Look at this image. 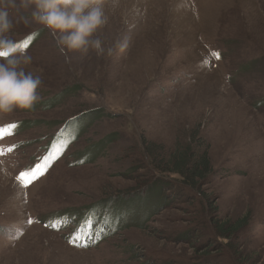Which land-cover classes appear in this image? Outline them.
Wrapping results in <instances>:
<instances>
[{
    "label": "rangeland",
    "instance_id": "obj_1",
    "mask_svg": "<svg viewBox=\"0 0 264 264\" xmlns=\"http://www.w3.org/2000/svg\"><path fill=\"white\" fill-rule=\"evenodd\" d=\"M104 10L99 56L62 53L36 23L12 31L42 83L31 109L0 113V264H142L157 250L235 264L234 249L264 264V0H105ZM147 146L168 160L180 146L207 154L203 211L192 199L154 215L161 195L128 199L133 155ZM195 208L216 210L217 227L245 225L191 261L211 224L171 230L191 226L180 219Z\"/></svg>",
    "mask_w": 264,
    "mask_h": 264
},
{
    "label": "clouds",
    "instance_id": "obj_2",
    "mask_svg": "<svg viewBox=\"0 0 264 264\" xmlns=\"http://www.w3.org/2000/svg\"><path fill=\"white\" fill-rule=\"evenodd\" d=\"M104 5L105 0H0V113L31 109L42 83L40 76L25 70L32 57L12 39L16 23L47 28L62 53L92 49L99 56L105 49L93 36L107 22Z\"/></svg>",
    "mask_w": 264,
    "mask_h": 264
},
{
    "label": "trees",
    "instance_id": "obj_3",
    "mask_svg": "<svg viewBox=\"0 0 264 264\" xmlns=\"http://www.w3.org/2000/svg\"><path fill=\"white\" fill-rule=\"evenodd\" d=\"M45 105L49 104H44V106ZM191 149L192 148L190 146H180L177 152L169 160L166 158V156H164L162 150L160 153H157L149 146L145 147L142 159L133 155V164L130 166L129 170L136 173L138 176L136 177V186L133 187L132 190L127 191V195L129 197L128 199L137 198L149 193L161 195L164 201L157 208V211L154 213V215H158L162 211L172 209L174 207L181 210L183 209L182 207H184L185 203L188 205L189 202L193 201L192 199H194L195 202L198 201L196 204H198L199 209L202 210L204 206L202 205V202H205L206 199V196L202 191V185L204 182L208 181V178L214 173L209 167L207 154L199 156ZM146 157L150 159V162ZM120 195L121 193L116 195L117 197H111L113 198V202H107L108 204H106V207H113L114 205L111 204H115L117 199L122 200ZM139 201L142 202L140 198ZM195 202H193L194 206ZM186 212L188 213V216L181 218L180 222L187 221L191 226L185 228L182 227L179 229L180 231L175 228L171 230L172 234L179 232L182 234V236H186L189 235V233H192L193 226L198 231V229L202 228V225H206V222L207 224H211V230L209 229L210 232L202 234L198 238L202 239L203 241H210L208 242V246H205L204 250L195 249L197 254L193 257H189L192 259L191 261H198L199 259L207 257L209 255L208 249L212 248L213 246L221 248L219 241L216 239V235L220 238L232 241L236 234L237 236L240 235L245 225V222L240 220L230 225L226 222H223V225H225L224 228L217 227L219 224H222V221H217L218 219H216L215 216L216 210L214 209L210 212V209L207 208L204 210L205 213L200 212L197 208L190 211L188 210ZM227 246L228 245H225V247ZM229 247H231V245H229ZM233 251L232 252L234 255L231 252L230 258L232 257L235 264H250L249 262H246V260L242 261V255L240 251L237 249H234ZM161 254L163 253L160 250L153 251L152 253H146L144 255L141 254V258L144 259L142 264L149 262L151 264H157L159 261L161 264H163V261H165V263L167 262V264H180L178 261H174L176 260V257H178L176 255H171V257L170 255L166 256L165 258H169L168 261L159 260L157 257L161 256ZM214 257L216 256H209V258Z\"/></svg>",
    "mask_w": 264,
    "mask_h": 264
},
{
    "label": "snow or ice",
    "instance_id": "obj_4",
    "mask_svg": "<svg viewBox=\"0 0 264 264\" xmlns=\"http://www.w3.org/2000/svg\"><path fill=\"white\" fill-rule=\"evenodd\" d=\"M29 42H30V39H29ZM23 46H27V44H24ZM24 175H26L25 173H22L21 176L23 177Z\"/></svg>",
    "mask_w": 264,
    "mask_h": 264
},
{
    "label": "bare ground",
    "instance_id": "obj_5",
    "mask_svg": "<svg viewBox=\"0 0 264 264\" xmlns=\"http://www.w3.org/2000/svg\"><path fill=\"white\" fill-rule=\"evenodd\" d=\"M99 220V219H98Z\"/></svg>",
    "mask_w": 264,
    "mask_h": 264
}]
</instances>
